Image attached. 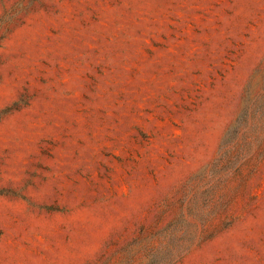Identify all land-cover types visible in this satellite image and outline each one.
I'll use <instances>...</instances> for the list:
<instances>
[{"label":"rangeland","instance_id":"1","mask_svg":"<svg viewBox=\"0 0 264 264\" xmlns=\"http://www.w3.org/2000/svg\"><path fill=\"white\" fill-rule=\"evenodd\" d=\"M0 264H264V0H0Z\"/></svg>","mask_w":264,"mask_h":264}]
</instances>
